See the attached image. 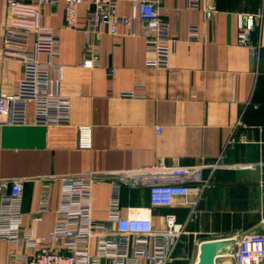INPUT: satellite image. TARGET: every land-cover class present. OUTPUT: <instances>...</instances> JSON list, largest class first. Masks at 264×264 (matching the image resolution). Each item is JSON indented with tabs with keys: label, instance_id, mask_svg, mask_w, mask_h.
<instances>
[{
	"label": "crops",
	"instance_id": "obj_1",
	"mask_svg": "<svg viewBox=\"0 0 264 264\" xmlns=\"http://www.w3.org/2000/svg\"><path fill=\"white\" fill-rule=\"evenodd\" d=\"M151 1L174 39L166 67L147 65L155 52L143 20L133 17L132 0H117L114 10L131 18L129 24L119 22L116 33L103 24L96 34L88 31L89 2L79 5L77 27L69 28L65 0L14 10L0 0V90L15 92L23 77L22 62L7 48L26 49L58 68L53 77L70 98L69 124L34 123L30 103L27 123L0 126V185L7 183L0 189V210L13 180H22V235L44 236L53 229L64 178L93 179L92 215L104 222L113 184L120 182L116 173L162 162L207 166L203 175L211 186L197 206H153L148 186L121 184L120 213L126 215L128 207L149 210L156 228H165L174 215L184 227L175 264H196L204 240L264 233V18L253 32L257 52L237 38L240 16L264 13V0H201L198 8L187 7V0ZM209 6L215 9L210 17ZM36 22L59 35L56 54L35 52L34 34L25 48L4 40L7 29ZM192 24L200 32L194 41L188 39ZM89 60L91 67L84 65ZM85 125L91 128L89 148L79 145V127ZM233 248L231 241L216 264H236ZM16 252L33 254L22 247ZM7 254L1 243L0 263Z\"/></svg>",
	"mask_w": 264,
	"mask_h": 264
},
{
	"label": "built area",
	"instance_id": "obj_2",
	"mask_svg": "<svg viewBox=\"0 0 264 264\" xmlns=\"http://www.w3.org/2000/svg\"><path fill=\"white\" fill-rule=\"evenodd\" d=\"M91 4L88 31L96 34L103 24L116 33L117 24H129L131 18L114 13L117 0H65L64 23L76 28L78 7L83 2ZM9 10L21 5L37 8L55 5L58 0H5ZM133 17L144 22L146 42L155 52L154 59L148 60L150 67H166L172 53L174 39L163 28L157 3L151 0H132ZM201 0H187V7L198 8ZM215 9H206L208 17ZM264 13L240 16L237 38L251 52H257L259 45L252 37L258 20ZM35 35V52L56 54L59 35L39 23L32 26H14L6 30L7 44H19L24 48L29 36ZM199 27L188 28L190 41L199 39ZM7 54L23 64V77L13 93L0 90V126L4 124H25L28 122V106L34 104V123L57 125L70 123V98L61 90V79L55 80L53 72L58 68L50 62L41 63L26 49L7 48ZM85 66L94 65L92 60ZM56 85V90L54 86ZM160 132V128H157ZM79 145L91 146V128L79 127ZM217 165H211L215 168ZM248 167H254L248 164ZM205 164H167L128 169L117 172L120 182L113 184L109 206V218L100 222L92 215L91 178H64L62 204L56 210L53 229L44 236L21 234L23 181L13 180L10 191L3 197L0 210V244L8 246V256L0 264H175L173 253L178 246L184 227L174 215L166 219L165 228H156L149 210L128 207L127 214L120 213L121 184L129 187L148 186L153 206H188L195 208L204 191L211 186L210 177H204ZM7 186L6 182L0 189ZM46 209L47 197L41 201ZM145 212V213H144ZM144 213V214H143ZM234 248L231 256L236 264H264V233L251 232L239 238H232ZM93 242H95L93 246ZM18 247L31 249L32 255L18 254Z\"/></svg>",
	"mask_w": 264,
	"mask_h": 264
},
{
	"label": "water",
	"instance_id": "obj_3",
	"mask_svg": "<svg viewBox=\"0 0 264 264\" xmlns=\"http://www.w3.org/2000/svg\"><path fill=\"white\" fill-rule=\"evenodd\" d=\"M230 238H219L204 240L199 246V256L196 264H216L218 253L228 245H230Z\"/></svg>",
	"mask_w": 264,
	"mask_h": 264
}]
</instances>
